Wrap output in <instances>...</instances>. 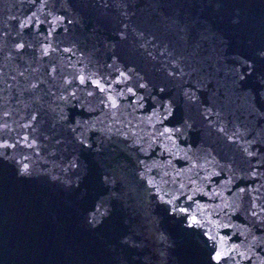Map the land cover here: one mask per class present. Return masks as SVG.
<instances>
[{
  "label": "water",
  "instance_id": "obj_1",
  "mask_svg": "<svg viewBox=\"0 0 264 264\" xmlns=\"http://www.w3.org/2000/svg\"><path fill=\"white\" fill-rule=\"evenodd\" d=\"M217 3L224 6L217 8ZM236 16L243 18L241 34L258 37L264 0H0V141L10 145L6 150L19 168L31 164L26 179L76 264H209L201 235L209 229L229 237L227 247L239 245L227 264H264V243L249 233L264 232L251 215L264 216V115L231 86L215 54L214 32L232 35L229 21ZM205 18L215 27L203 25ZM121 31L126 39L117 35ZM181 58L184 75L169 76L177 67L172 61ZM120 72L132 79L118 83ZM201 78L207 87L197 95L211 113L196 105L188 108L192 127L174 140L158 137L147 156L131 146V139L125 145L121 133L148 142L149 133L163 131L147 119L157 86H167L166 95L182 111L181 92ZM140 83H147V89H139ZM109 96L117 99L116 108ZM234 132L238 138L228 140ZM81 135L102 143L104 152L84 153ZM76 157L81 170L94 166L96 173L106 160L124 165L117 216L134 247L104 246L84 222L95 192L81 198L71 186L52 179L70 177L69 162ZM137 158L151 169L145 179L137 175L144 171ZM149 179L172 204L158 199ZM185 208L187 213L180 211ZM191 215L203 227L188 228ZM228 224L233 227L220 226Z\"/></svg>",
  "mask_w": 264,
  "mask_h": 264
},
{
  "label": "snow or ice",
  "instance_id": "obj_2",
  "mask_svg": "<svg viewBox=\"0 0 264 264\" xmlns=\"http://www.w3.org/2000/svg\"><path fill=\"white\" fill-rule=\"evenodd\" d=\"M217 8L223 7L221 3L215 5ZM56 19H63V17H58ZM201 23L208 28H214V24L210 19H203ZM243 25V18L241 16H236L229 21V31L233 34L229 35L228 32L219 31L214 32L218 48L216 50V56L219 61L223 62V70L225 74L230 77V84L234 89L241 90L251 103L253 111L260 112L264 115V22L261 24L258 37L254 33L241 34V26ZM24 25H22L23 27ZM127 29V25H124ZM121 39H126V31H121L117 34ZM24 44H18V48H23ZM200 45L197 44L196 47ZM177 67L168 73L169 76L175 77L177 75H184L179 65L182 62L180 60H173ZM135 73V69H130ZM192 72H196L197 69L193 68ZM138 75V73H136ZM119 76L123 79L118 80V83H124L132 79V76L128 75L126 72H120ZM80 82H85V77H79ZM101 92L105 91V88L100 87L99 81H94ZM139 89H147V83H140L137 85ZM207 85L201 78L198 81H193L188 84L181 92L184 98L185 107L184 110H177V101L175 98L167 96V86L159 87L157 86L154 90L156 95H151L150 98L155 101V105L151 110V115L147 118L149 122H155L163 127V131H159L155 136H151V140L144 142L142 138H134L133 135L129 133H121L125 137L124 143L127 145L129 139L132 140V147L137 148L141 153L146 156L151 148L155 145L152 141L158 142V137H165L168 140H174L176 137L182 136L186 129L192 127L190 123V118L187 116V109L193 105L204 107L206 113H211V108L207 106L206 102H202L197 92L200 88H206ZM128 93L133 96L137 95L136 90L133 88H128ZM119 95H123L120 93ZM140 101L144 100L143 96H139ZM108 102L111 107L116 108L118 106L117 99L115 97L109 96ZM138 107L143 108V103L139 104ZM62 119H68V117H62ZM76 126H80V122L76 121ZM171 124V126H167ZM76 129L74 128L73 131ZM219 132L223 133L224 128H219ZM236 133L234 132L231 136H228V140H234ZM110 139V138H109ZM146 143V146H144ZM79 144L84 153L95 154L99 156L105 150V146L102 143H97L95 141L89 142L86 137L79 138ZM0 147L8 148L10 145L7 143L0 145ZM14 147V146H12ZM31 147V145H29ZM247 152V148L244 149ZM248 155H255L253 152H248ZM5 160L9 157L5 156ZM27 160V157L24 158ZM79 157L69 162V168L74 170L72 175L67 179L61 180L59 176H53L52 179L60 181L62 184L71 186V190L75 193L80 194L83 198L85 192L94 191L95 196L93 197V202L90 208L85 209L84 222L88 225L89 230L97 237V239L106 247H114L116 243L120 245L127 246L133 244V237L130 235L129 231L123 230L120 227V218L117 216V205L121 204L123 193V175L122 170L124 165L120 163L118 159L116 160H106L99 164L103 169L102 172L96 173L94 171V166H85L81 170V164L78 162ZM137 164L143 166L144 171L137 172V175L141 179H145V173L149 172L151 169L145 164L144 160L137 158ZM153 167H158V165L153 164ZM31 164L24 163L22 167L18 170L17 175L19 177L31 176ZM147 183L152 189L157 193L158 199L166 204H172L171 200H165L163 195H159L160 189L156 188V185L152 183L149 179ZM83 189V192L81 191ZM240 192H244L245 189H239ZM191 199L192 197H188ZM226 207H231L230 205H225ZM103 209V211H101ZM239 211V209H234ZM172 211H176L175 208ZM181 212L187 213L188 209H180ZM264 212V209H261ZM251 215L256 217L255 224L262 230H264V216H259L258 213L252 212ZM189 223L188 228L203 227V221L195 215L187 217ZM129 220H124V224H128ZM221 227H233V225H220ZM249 233L252 234L253 241H260L264 243V232L260 235L252 233L249 229ZM205 239L203 244L208 248V261L211 264L215 261L216 264H227L228 258L232 251L236 250L239 245L233 244L230 248L226 246V241L230 239L229 237L222 236L219 232H213L212 230L204 231L201 234ZM244 235V233H241ZM243 255V253H240Z\"/></svg>",
  "mask_w": 264,
  "mask_h": 264
}]
</instances>
